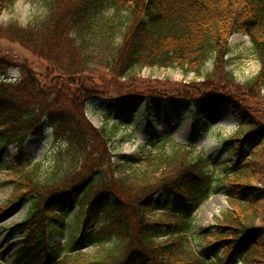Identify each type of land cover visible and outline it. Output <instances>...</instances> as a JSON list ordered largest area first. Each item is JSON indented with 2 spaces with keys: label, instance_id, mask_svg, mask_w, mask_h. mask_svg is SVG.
Segmentation results:
<instances>
[{
  "label": "trees",
  "instance_id": "trees-1",
  "mask_svg": "<svg viewBox=\"0 0 264 264\" xmlns=\"http://www.w3.org/2000/svg\"><path fill=\"white\" fill-rule=\"evenodd\" d=\"M17 1L0 0V40L46 63L49 75L22 70L18 82H9L2 76L12 65L0 57V158L8 147L17 150L10 206L30 201L18 225L23 239L15 261L264 264V217L257 223L264 188L251 184L255 172L249 162L264 145V122L242 105L245 98L264 103V0H42L45 15L26 26L17 19L2 20ZM109 10L124 18L109 22L104 15ZM237 33L250 38L261 65L241 87L234 86L227 58L229 40ZM146 67L193 73L204 78L203 87L143 91L147 87L136 84V76ZM135 98L146 99L150 112L168 100L190 103L192 118L233 108L242 119L240 128H246L228 139L235 159L225 174L236 176L228 196L241 208L231 207L202 230L201 237L211 240L201 249L191 246L187 222L215 191L211 163L191 151L156 155L144 150L137 164L148 166L126 180L120 173L132 169L131 162L112 163L113 133L88 118L92 104ZM48 128L57 141H66L51 169L40 176L37 166L25 168L26 145ZM161 195L166 202L157 206ZM65 203L77 207L75 226L68 244L52 246L49 227L66 212ZM159 212L164 215L154 220ZM170 216L176 220L165 219ZM83 244L107 250L92 259L72 257Z\"/></svg>",
  "mask_w": 264,
  "mask_h": 264
},
{
  "label": "rangeland",
  "instance_id": "rangeland-1",
  "mask_svg": "<svg viewBox=\"0 0 264 264\" xmlns=\"http://www.w3.org/2000/svg\"><path fill=\"white\" fill-rule=\"evenodd\" d=\"M45 13L46 8L42 0H18L14 7L3 15L2 20L17 19L26 26L36 22L35 20H41ZM104 15L109 22L124 18V15L115 14L113 10L105 12ZM229 46L228 69L234 75L236 81L234 86L241 87L260 71L261 65L247 35L242 33L232 35ZM0 57L9 60L12 66L7 69V73L15 76L20 75L21 77L22 70L24 73L35 72L41 78L49 75V67L46 63L36 59L16 44L0 40ZM206 68L210 70L211 64H207ZM136 80L139 81L136 84L147 87L142 88L143 91H170L179 87L188 89L189 86L196 84L203 87L204 82L203 77L198 78L193 73L184 75L177 69L150 67L143 68L136 76ZM128 86L126 84V87ZM236 87H234L235 90ZM262 92L264 93V89ZM252 99L250 98V101ZM250 101L245 98L242 105L246 108L250 107L264 122V103L258 100ZM146 105V99L139 98L132 99L130 102L101 101L92 104L87 115L95 127H105L108 132L113 133V140L110 143L112 163L115 165L123 163L124 158L131 162L133 168L125 174L120 173L126 180H130L132 174L137 175L148 166L145 161L140 165L137 164V158L144 150L156 155L159 153L173 155L177 152L189 153L191 151L193 157L203 156L211 163L208 172L212 175L213 182L211 183L215 191L208 201L192 213L187 222L191 246L196 250L201 249L206 241L211 240L201 237L202 230L215 225L217 218H220L223 212L231 207L241 208L239 202L231 201L228 196V193L234 190V184L238 182L231 184L236 176L229 175L228 179L225 174L232 169L235 159V147L231 146L228 139L242 130L245 131L246 128H240L242 119L236 116L233 108L210 113L207 118L195 114L192 118L188 115L189 112L194 111V107L184 101H164L157 105L153 112L145 111ZM65 141V139L57 141L52 130H47L43 137L30 138L26 145L29 162L25 168L37 166L39 170H36V173L44 176L55 163L58 150L64 147ZM151 143L152 146H149ZM252 149H247L244 156L249 158ZM16 154V148L11 146L6 148L0 158V264H23L15 261V253L22 246L23 239L22 234L17 231L19 230L18 225L24 221L30 209V201L24 200L10 206L13 188L16 184L14 180L17 177V171L10 169L14 167ZM249 162L255 172L251 184L264 188V145L251 157ZM165 202L166 197L161 195L157 198L156 205H164ZM63 210L66 212L60 214L59 218L51 222L49 227V240L52 246L64 247L68 244L71 231L75 226L77 207L65 203ZM161 215L164 214L159 212L153 219L157 220ZM263 217L264 209L259 208L257 218L259 225L263 223ZM174 218L176 217L170 216L165 219L175 221ZM12 231H15V234ZM106 250L107 248L100 249V246L83 244L81 251L78 254H72V257L92 259L103 255ZM69 253L63 250L64 255Z\"/></svg>",
  "mask_w": 264,
  "mask_h": 264
}]
</instances>
